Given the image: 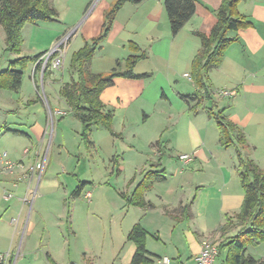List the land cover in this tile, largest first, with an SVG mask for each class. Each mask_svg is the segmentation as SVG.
I'll use <instances>...</instances> for the list:
<instances>
[{"label": "rangeland", "instance_id": "rangeland-1", "mask_svg": "<svg viewBox=\"0 0 264 264\" xmlns=\"http://www.w3.org/2000/svg\"><path fill=\"white\" fill-rule=\"evenodd\" d=\"M108 1L113 0H51L52 6L58 11L57 22L28 24L23 29L22 36L23 40L27 41L30 38L35 39L36 35L37 38H41L44 35L40 32L45 29L61 32L60 39L47 51L50 52L58 46L60 50L58 57L62 59V66L59 69L49 68L48 62L44 64V58L40 62V70L38 72L34 70V79L33 67L36 66L33 64L27 66L23 73L22 87L18 92L0 89V155L7 153L10 158L12 152L18 150L19 158L24 147L30 144L14 134L5 135V129L26 133L35 121L41 123L47 121L41 154L43 156L47 153L48 165L41 178L33 213L39 211L43 214L44 220L52 229H65L67 211L71 207L73 227L86 232L83 235L87 238L85 245L89 244L94 252H101L106 262L114 257L115 252H121L124 257L132 245L127 241V233L131 229L132 217L139 215L140 212L127 207L123 195L131 194L144 172L152 170L159 162L162 164L161 168L165 169L168 181L156 183L149 194L150 201L157 205L160 202L159 197L173 200L177 193L184 194L183 192H186V198L194 197L198 184H209L208 182L212 181L216 183L218 178L222 180L224 173L218 166L220 162H224L228 168L233 166V162L238 165L235 147L226 149L218 143L217 125L213 119L209 120L206 111L210 104L204 102L199 109H191L178 95H193L195 86L191 80L183 76L181 69L171 67L174 73L170 71L172 62L179 61L175 55L172 58L161 57L152 61L141 59L136 64L135 71L144 70L142 73L146 70V73L154 71L155 68V78L143 79L146 83V93L144 97L133 102L129 112L122 108L118 111L110 108L114 110L112 129L118 136H113L103 127H96L90 135L92 145L88 146L83 140L81 123L59 95L60 84L62 86L71 78L77 79L70 73L71 57L86 41L101 33L106 11L103 14V22L100 15ZM117 1H114L112 7ZM114 24L115 21L107 37L112 34ZM112 37L116 38L110 42L103 41L100 44L103 49L96 53L93 71L98 67L101 70L98 74H109L113 68L119 69L120 65L126 67V59L136 55L130 49V43L126 41L127 37H133L132 29H125L119 36L115 32ZM5 46V32L0 27V73L7 70L10 63L19 57H34L46 52L45 49L32 51L26 47L21 55H16L6 52ZM46 70L50 74L44 82L43 75ZM170 72L176 83L170 81ZM39 97L44 102L39 101ZM214 101H217L216 95ZM263 109L258 107L255 115L264 116ZM196 111L199 112L197 117ZM57 112L66 113V116H60ZM190 117L194 119L199 136L194 135L189 128ZM199 141L201 144L195 148V143ZM260 141L261 151L264 152V135L259 138V143ZM157 143L162 150V156L157 145V148L154 147ZM192 146L198 150L194 157L195 161L188 165L183 164L188 166L184 167L180 164L179 156L192 152L194 149ZM31 161L26 160L25 165L29 166ZM202 167L205 168L204 173ZM183 169L186 174H181ZM234 177L236 181L232 183L230 190L241 191L236 171ZM81 182L86 183L82 195L79 198L71 197ZM180 183L183 189L177 192ZM88 193L91 194L90 200L86 198ZM30 197L32 200V196ZM154 221L165 233L168 223L164 221L161 223L157 218ZM43 224L41 220L36 227L35 237L41 233ZM15 237V243L12 244L15 248V260L12 264L18 259L21 234ZM228 239L224 240L223 236H220L214 237L212 241L219 247ZM260 251L252 247L247 250L256 259L261 254ZM226 254L227 252L223 250L221 260H225ZM215 264H220V260L218 259Z\"/></svg>", "mask_w": 264, "mask_h": 264}, {"label": "crops", "instance_id": "crops-1", "mask_svg": "<svg viewBox=\"0 0 264 264\" xmlns=\"http://www.w3.org/2000/svg\"><path fill=\"white\" fill-rule=\"evenodd\" d=\"M114 1H108L103 6L100 15L101 22H103L104 12L112 8ZM222 1L197 0L194 17L175 37L171 34L164 6L165 0H142L139 3L127 2L117 13L112 34L110 33V37H107L104 42H110L116 38L112 37L115 32L119 36L125 29H132L133 37H127L126 41L138 45L141 53L146 54V59L152 61L161 57L172 58L175 55L179 61L174 63L171 60L175 66L170 65V71H173L171 67L179 68L183 76L190 75L192 61L201 46V42L194 35V32L199 31L206 35L211 33L217 21L216 12ZM238 10L253 22V27L237 33H229V37H237L238 41L234 42L226 51L221 65L210 72L211 91L217 96L216 104L218 108L224 109L226 117L244 134L246 145L242 149L243 155L261 169H264V152L260 148L261 141L259 143V138L264 135V116L262 114L255 115L258 107L264 108V0H242L238 5ZM40 34L44 36L37 38L38 35H36L35 39L30 38L27 41L24 39L22 53L26 47L32 51L43 49L47 51L54 47L55 42L60 39L61 32L45 29ZM99 49H103V47ZM141 53H138V55ZM94 59L91 70L96 74L101 73L98 67L93 71ZM125 68V66L120 65L117 70L124 71ZM153 69L154 71L148 73L155 78L156 69ZM34 70L33 67V79L35 78ZM142 71L144 70L137 69L135 72L141 74ZM169 77L170 81L176 83L171 72ZM146 90V83L143 79L117 78L114 85L103 92L101 99L107 109L113 108L118 111L122 108L129 112V107L133 102L144 97ZM226 90H234L235 96L229 99L220 95L221 91ZM178 95L192 109L195 102L185 99L184 97H187V95ZM198 114L199 112L196 111L195 116L197 117ZM189 119L190 130L193 131L194 135L199 136L194 119L192 117ZM209 120L211 119L209 118ZM46 122L35 121L34 124L29 126L26 133L5 129V135L14 134L17 137L24 138L30 144L27 143L29 145L24 147L19 158L17 156L18 150L13 151L10 158L7 154L8 161L14 164H22L23 168H15L13 174L0 177V254L9 253V261L14 262L15 248L12 244L15 243V236L21 234L19 255L15 264H131L136 251L135 245L131 242L132 245L124 257H122L121 252H115L114 257L108 262L103 259L101 252H94L89 244L85 245L87 238L83 235L86 232L78 231L73 227L71 207L67 211V227L65 229L58 228L54 230L44 220L43 214L39 211L33 213L36 197L30 200L28 185L23 175L25 169L36 160L34 156L36 148L42 149L45 143ZM200 144L201 141L195 143V148ZM193 148L194 146H192ZM195 148L192 150L194 156L198 153ZM234 149L236 150V148ZM26 150L30 151L28 155ZM156 153L158 154L157 151ZM45 156H47V153L43 156L41 154L42 158ZM26 160H32L29 166L25 165ZM180 164L184 166L182 163ZM218 166L224 173L223 179L218 178L216 183L212 181L208 182L209 184H198L197 191L194 189L196 199L186 214L182 213V208L194 198H186V192H183L184 194L177 193L173 200L159 197L160 202L157 205L150 201V192H147L145 198L155 206L154 209L146 210L130 207L138 210L135 212H140L139 215L136 214L135 217H132L133 222L130 227L132 229L136 224H140L148 232L146 248L148 252L154 255L151 258L153 264H198L197 256L201 251L204 240L208 238L213 240L214 237L220 238V236H223L225 240L236 234V229L224 231L223 227L229 218H234L240 212L244 200V192H242L239 178L241 191L239 189L230 190V186L236 181L234 172H237L238 165L233 162V166L228 168L224 162H220ZM204 169L202 167L203 173ZM185 172V169H183L181 174H186ZM41 180L34 183V186L32 185L37 193ZM177 189V192L183 189L181 183ZM7 194H11L12 198L6 200L4 197ZM25 199H28L29 202H24ZM161 214L162 217H160ZM155 218L161 223L162 221L168 223L165 233L158 228L159 226H156ZM41 220L44 223L43 228L38 237H35L36 227L41 223ZM235 230L236 232H234ZM253 249L261 250V254L255 259L264 261V245ZM247 255L253 257L249 253ZM218 259L220 264H223L224 259L221 260V255L216 261Z\"/></svg>", "mask_w": 264, "mask_h": 264}, {"label": "trees", "instance_id": "trees-1", "mask_svg": "<svg viewBox=\"0 0 264 264\" xmlns=\"http://www.w3.org/2000/svg\"><path fill=\"white\" fill-rule=\"evenodd\" d=\"M142 0H118L117 3L104 15V24L101 33L86 41L84 46L73 53L70 62V73L77 77L63 84L59 95L67 104L70 112L83 127V140L88 146L92 145L90 135L94 128L103 127L113 136L114 111L107 109L101 99L103 92L112 87L117 78L130 80H142L151 77V74H137L136 64L141 59H146L145 53H141L138 45L130 43V49L136 55L126 59L124 71L112 70L109 74H96L91 70L92 61L100 44L107 38L115 17L127 2L139 3ZM242 0H223L216 12V24L209 35L199 31L194 35L199 38L201 46L191 65V81L195 86V93L184 97L195 102L192 108L199 109L204 102L210 104L207 115L213 119L219 132V143L223 148H236L237 175L244 192V200L240 212L227 220L224 231L236 229L237 232L218 247L219 255L226 251L223 264H264V261L256 260L247 255L249 247L256 248L264 243V169L257 166L252 160L243 155L242 149L246 145V139L242 131L225 115L224 109H219L214 101V93L209 74L218 68L226 51L238 41V38L229 37L231 32H239L253 27V22L238 10ZM197 0H165L164 6L168 16L170 30L173 37L177 36L190 22L196 13ZM58 12L52 6L51 0H0V27L5 32L6 52L21 55L23 49L22 31L28 24L53 23L58 20ZM48 51L34 57L22 56L10 63L9 68L0 73V89L18 92L22 87L23 73L27 66H36V72L40 70V59ZM138 53H141L138 55ZM51 68V59L49 60ZM119 65V63H118ZM49 71L44 72V82L49 77ZM44 102L42 98L38 99ZM64 117V116H63ZM159 149V143H157ZM159 149V153H160ZM162 156V150L161 154ZM159 162L152 170L143 173L141 181L135 186L130 195L124 194L127 207H138L146 210L155 206L145 198L156 183L166 181L165 169ZM134 181H132L133 183ZM131 183V184H132ZM86 183L81 182L72 193L73 198L82 195ZM192 201L182 208V213L189 211L194 203ZM148 232L136 224L127 236V240L133 243L136 251L131 264H153L152 255L146 248ZM219 257V256H218ZM11 264L13 261L11 260Z\"/></svg>", "mask_w": 264, "mask_h": 264}, {"label": "built area", "instance_id": "built-area-1", "mask_svg": "<svg viewBox=\"0 0 264 264\" xmlns=\"http://www.w3.org/2000/svg\"><path fill=\"white\" fill-rule=\"evenodd\" d=\"M58 53H60V50L57 47L52 49L50 52H48L46 55H44L40 61L44 60L45 58V65L49 60L51 59V67L54 69H59L62 66V59L61 57H58ZM188 79H191L190 75H185ZM222 96L232 98L235 96L234 91H222ZM60 116H66V113L63 112H57ZM52 118V124H53V117ZM30 153L29 150H26V154L28 155ZM34 156L36 158L35 162L31 164L29 167L25 169V173L23 175L24 179L27 182L28 185V192L30 196H32V199L36 197L37 190L32 188V185L36 183L37 181H40L47 166V158L46 156L44 158L41 157V149L38 147L35 150ZM194 153L193 154H184L179 156V160L182 164L188 165L194 162ZM42 158V159H41ZM8 155L7 153H3L0 155V177L3 175H10L13 174L15 171V168L22 167V164H14L7 160ZM6 200L11 199L12 195L7 194L4 197ZM86 198L90 200L91 194L88 193ZM24 202H29L28 199H25ZM219 250L218 247L214 244L211 238H208L203 241L202 248L197 256V262L198 264H214L216 259L218 258ZM10 254H0V264H10ZM166 261V259H165Z\"/></svg>", "mask_w": 264, "mask_h": 264}]
</instances>
